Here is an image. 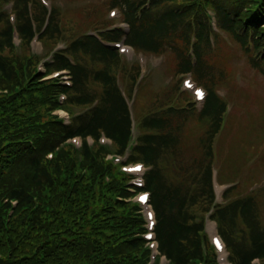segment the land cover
<instances>
[{
  "label": "trees",
  "instance_id": "16d2710c",
  "mask_svg": "<svg viewBox=\"0 0 264 264\" xmlns=\"http://www.w3.org/2000/svg\"><path fill=\"white\" fill-rule=\"evenodd\" d=\"M104 3L118 9L126 26L70 37L50 59L17 51L15 36L31 44L63 34L56 5L14 0V19L0 10V264H164L162 255L170 264H220L206 211L233 264H264V185L216 202L214 140L228 104L206 73L216 54L212 22L264 71V0ZM119 41L144 52L174 51L177 73L208 83L201 108L171 101L135 116L129 100L137 76L123 61ZM57 70L70 83L65 73L51 75ZM71 104L86 108L66 122L55 111H69ZM194 114L205 125L202 154L184 161L181 132ZM135 123L142 131L133 136ZM102 135L115 150L99 142ZM77 136L80 145L70 140ZM130 161L146 167L141 184L123 168ZM139 190L149 192L157 253L145 236Z\"/></svg>",
  "mask_w": 264,
  "mask_h": 264
},
{
  "label": "rangeland",
  "instance_id": "374dc122",
  "mask_svg": "<svg viewBox=\"0 0 264 264\" xmlns=\"http://www.w3.org/2000/svg\"><path fill=\"white\" fill-rule=\"evenodd\" d=\"M46 2L53 3L60 9L63 34L52 38L35 37L31 44H25L23 39L15 36L17 51L26 52L30 49L40 58L50 59L52 52L62 48L70 37L88 30H95L96 27L125 26L119 13L112 17V9L105 5L104 0H47ZM14 5V0H0V10L6 11L8 17L12 19L15 17ZM212 25L217 32L216 54L212 59L213 66L210 65L206 70L210 79H206L209 80L210 85L215 83L214 88L227 100L228 104L223 126L214 140L215 159L212 175V180L217 187L216 202L223 203L233 197L256 192V189L264 185V71L251 63L249 55L244 52L237 40L230 34L218 30L213 22ZM213 37H215L214 33ZM122 53L127 68H131V73L137 76L138 84L134 88L133 97L129 100L130 108L135 116L141 117L147 112L162 109L171 101L187 106L190 105V101H194L196 107L200 109L202 100L196 99L193 88L187 87L183 80L186 76H191L197 84L203 85L206 89L208 87L203 82L208 83L201 78L203 82L198 81L196 75L191 72L177 73L178 58L174 51L167 49L163 53H150L126 48ZM212 76L215 81L211 80ZM128 77L130 78V75ZM123 82L124 80L119 78L121 87ZM85 108L83 105L71 104L68 107L69 111L63 108L59 112L66 121L68 115L76 114ZM139 120V118L136 119V122ZM204 129L205 125L198 121L197 114L189 117L181 132L184 161L201 156L202 148L199 139ZM141 131L142 129L135 123L133 136ZM70 140L75 145H80V137ZM88 141L93 144L95 140L89 136ZM99 142L115 150V144L104 135L99 137ZM113 153L110 152L108 155L112 156ZM232 185L235 187L228 192V187ZM142 208L148 229L146 211L152 207L148 204L143 205ZM260 211L264 222L263 197H261ZM205 215L207 221L211 222L210 225L206 224L208 234L211 236L218 234L216 223V230L210 229L215 220L209 217L208 211ZM222 255L225 261V254ZM160 261L170 264L163 255Z\"/></svg>",
  "mask_w": 264,
  "mask_h": 264
},
{
  "label": "bare ground",
  "instance_id": "6f19581e",
  "mask_svg": "<svg viewBox=\"0 0 264 264\" xmlns=\"http://www.w3.org/2000/svg\"><path fill=\"white\" fill-rule=\"evenodd\" d=\"M211 226H212V224H211ZM211 226H210V227H211ZM212 227H213V226H212ZM222 256H224V255H222ZM226 264H227V263H226Z\"/></svg>",
  "mask_w": 264,
  "mask_h": 264
}]
</instances>
